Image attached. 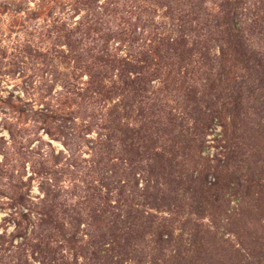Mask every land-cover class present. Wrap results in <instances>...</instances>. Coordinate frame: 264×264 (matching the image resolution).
<instances>
[{
	"label": "trees",
	"instance_id": "trees-1",
	"mask_svg": "<svg viewBox=\"0 0 264 264\" xmlns=\"http://www.w3.org/2000/svg\"><path fill=\"white\" fill-rule=\"evenodd\" d=\"M34 1L3 3L43 41L0 42V84L26 77L0 95V264H260L264 0Z\"/></svg>",
	"mask_w": 264,
	"mask_h": 264
},
{
	"label": "rangeland",
	"instance_id": "rangeland-1",
	"mask_svg": "<svg viewBox=\"0 0 264 264\" xmlns=\"http://www.w3.org/2000/svg\"><path fill=\"white\" fill-rule=\"evenodd\" d=\"M13 1L15 0H0V42H1L2 53L4 52L7 56L14 53L16 48H25L28 44L31 43V41L34 45L36 43H40L43 41V37L38 33H35V31H33V34L30 37H28V35L24 33L25 32L24 29L21 32V28H22L21 26H18V24L13 23L12 12L3 5V3L11 4V2ZM29 1H30L29 3H26L24 5H26V7H31L34 9L37 2L34 0H29ZM41 23L43 22L41 21L38 25H40ZM33 25L34 28L37 26L35 25V23H33ZM0 60H1L0 66L5 67L8 64V59L6 60L0 58ZM27 68L28 65H26L25 70ZM26 73L29 74L30 71L28 70ZM23 75L24 74H22V77ZM23 78H21L20 74H18L16 79L10 77L4 78V81L2 82V84H0V86L3 87L2 89L3 92L0 93V95L3 97L7 96L6 90L14 91L15 93L22 92V88L25 86V82L23 83L24 79L26 81V77L24 79ZM10 122L11 119L9 118L8 120L7 115L0 114V131H2L1 135H5L9 137L8 131L6 129H3V127H6V125L7 126L10 125ZM219 131L220 129L216 128L214 134H211L207 137V144L205 146V150L203 153L204 157L213 158V156H216L217 160L221 159L220 155L222 153V147L220 146V143L215 141V136L216 134L219 133ZM40 132H41L40 136H42V139L45 141V143L48 141H52L49 140V137L43 133L44 132L43 130H41ZM251 136H252L251 141L253 140L255 141V143H257L256 148L261 152V157H262L261 159H264V140L258 138L253 133L251 134ZM251 141L249 139L247 140V143H251ZM52 142L54 143V146H56L58 150L64 149L63 145L60 142L57 141H52ZM47 147H48L47 145H44V149H47ZM261 159L256 158V160H254L253 164L251 165V168L253 169V171L250 172L252 175L251 179H254L253 182L251 183V185L253 186L252 193H254V191L257 189L256 186L257 187L260 186L261 188L262 186L264 187V165H263L264 162H262ZM252 169H250V171ZM249 206L252 208V210L249 212L251 223L248 224V227H249V231L252 234L251 233L249 234V240H247L248 242L246 245L248 247V250L256 249L259 247L258 245L263 246L264 248V195H262L261 198H258L257 195H255L254 193V196L249 198ZM249 213L247 215H249ZM0 217H3V215L0 214ZM221 249L222 248H220V250ZM258 250L249 251V252L251 253L253 252L256 255V253L259 252ZM232 252L233 250L230 251V253ZM255 260L257 261V259ZM259 261H261L260 264H264V252H262V256Z\"/></svg>",
	"mask_w": 264,
	"mask_h": 264
}]
</instances>
